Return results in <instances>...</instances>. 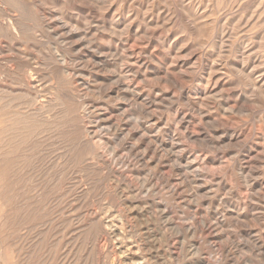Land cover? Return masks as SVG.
Listing matches in <instances>:
<instances>
[{"label":"rangeland","instance_id":"obj_1","mask_svg":"<svg viewBox=\"0 0 264 264\" xmlns=\"http://www.w3.org/2000/svg\"><path fill=\"white\" fill-rule=\"evenodd\" d=\"M0 85V264H264V0H0Z\"/></svg>","mask_w":264,"mask_h":264},{"label":"bare ground","instance_id":"obj_2","mask_svg":"<svg viewBox=\"0 0 264 264\" xmlns=\"http://www.w3.org/2000/svg\"><path fill=\"white\" fill-rule=\"evenodd\" d=\"M10 21V20H9ZM69 22V21H68ZM24 51V50H23ZM58 58V57H57ZM30 70V69H29ZM33 73V72H32ZM33 75V74H32ZM31 75V76H32ZM27 76V75H26ZM31 78V77H30ZM34 78V77H33ZM32 78V79H33ZM25 79H27V78H25ZM29 79V78H28ZM27 79V80H28ZM36 80V79H35ZM37 81V80H36ZM28 82V81H27ZM30 82H31V80H30ZM250 82V81H249ZM261 84V83H260ZM34 85V84H33ZM0 88H1V85H0ZM35 90V89H34ZM11 93H12V91H11ZM25 93V92H24ZM20 95V94H19ZM24 95V94H23ZM58 95V94H57ZM16 96V95H15ZM28 96V95H27ZM32 96V95H31ZM33 97V96H32ZM24 98V97H23ZM29 98V97H28ZM43 98V97H42ZM33 99V98H32ZM35 100V99H34ZM77 106V105H76ZM75 106V107H76ZM79 106V105H78ZM77 106V107H78ZM43 107V106H42ZM54 107H55V105H54ZM74 107V106H73ZM1 108V107H0ZM45 108V107H44ZM53 108V107H52ZM46 109V108H45ZM75 109V108H74ZM34 110V109H33ZM40 110H42V109H40ZM70 110V109H69ZM73 110V108L70 110V111H72ZM78 110V109H77ZM3 111H4V109H3ZM5 112V111H4ZM3 112V113H4ZM69 112V111H68ZM74 112V111H73ZM3 113H1V115H3ZM46 113V112H45ZM69 113H71V112H69ZM5 114H7V112H5ZM24 114V113H23ZM43 116H44V112L43 113H41ZM40 114V115H41ZM18 115V114H17ZM16 115V116H17ZM21 115V114H20ZM20 115H19V117H20ZM33 115V114H32ZM35 115H36V113H35ZM37 115H38V113H37ZM4 116V115H3ZM30 116V115H29ZM12 117V116H11ZM27 117V116H26ZM38 117H40V116H38ZM55 117H56V115H55ZM2 118H5V117H2ZM1 118V119H2ZM10 118V117H9ZM14 118V117H13ZM25 118V117H24ZM77 118V117H76ZM10 119H12V118H10ZM20 119V118H19ZM25 119H27V118H25ZM46 119V118H45ZM3 120H5V119H3ZM7 120H8V117H7V119H6V122H7ZM56 120V119H55ZM9 121V120H8ZM33 121V120H32ZM11 122V121H10ZM13 122V121H12ZM11 122V123H12ZM26 122V121H25ZM6 125H7V123H6ZM11 125V124H10ZM110 125V124H109ZM23 126V125H22ZM21 126V127H22ZM2 127V126H1ZM4 127V126H3ZM2 127V128H3ZM51 127V126H50ZM12 128H14V126L12 127ZM18 128V127H17ZM41 128H42V126H41ZM31 129V128H30ZM111 129V128H110ZM22 130H23V128H22ZM18 131H19V129H18ZM17 131V132H18ZM21 131V130H20ZM77 131V130H76ZM1 132V131H0ZM16 132V133H17ZM26 132V131H25ZM48 132V131H47ZM27 133V132H26ZM49 133V132H48ZM1 134V133H0ZM3 134V133H2ZM35 134V133H34ZM83 135H85V133L83 134ZM89 135V134H88ZM1 136V135H0ZM87 136V135H86ZM88 137V136H87ZM36 139V138H35ZM64 139V138H63ZM44 140V139H43ZM20 144V143H19ZM21 145V144H20ZM23 145V144H22ZM1 154V153H0ZM3 154V153H2ZM64 155V154H63ZM15 160V159H14ZM1 161V160H0ZM4 161H5V159H4ZM7 162V161H6ZM5 164V163H4ZM18 173V172H17ZM1 178V177H0ZM4 180V179H3ZM0 181H1V179H0ZM2 185V184H1ZM9 192V191H8ZM2 201V200H1ZM118 212V211H117ZM111 213V212H110ZM108 214V213H107ZM111 216V215H110ZM97 217H99L97 220H99L100 219V217L101 216H97ZM115 220V219H114ZM108 222H106L105 221V226H103L102 228H101V230H99L100 232H99V234H100V236H101V238H104V239H106V237L107 236H112V237H114L115 239H116V242H115V246L117 247V249H120L119 251H120V253H121V257L124 255V253H123V251L121 252V250H122V237H123V234H122V232H118V229L116 228V226L114 225V222L113 221H109V220H107ZM96 223H98V222H96ZM119 226H120V224H119ZM98 228V227H97ZM121 230V229H120ZM127 230V229H126ZM86 232V231H85ZM82 234V233H81ZM99 234H97V235H99ZM107 240V239H106ZM113 241H115V240H113ZM132 243H134V242H132ZM143 243V242H142ZM108 244V243H107ZM112 245V244H111ZM126 245V244H125ZM129 245V244H128ZM127 245V246H128ZM106 246V245H105ZM104 246V247H105ZM109 246V245H108ZM115 247V248H116ZM130 247H132V246H130ZM144 247H145V245H144ZM109 248V247H108ZM111 248H114V247H111ZM113 250V249H112ZM128 250H129V248H128ZM103 251V250H102ZM133 251V250H132ZM142 251H143V249H142ZM115 252H118L117 250L115 251ZM114 252V253H115ZM125 252V251H124ZM138 252V251H137ZM116 254V253H115ZM116 256V255H115ZM120 256V255H119ZM138 256V255H137ZM140 257V256H139ZM133 258V257H132ZM116 259V258H115ZM118 260V259H117ZM139 260V259H138ZM122 261V260H121ZM124 261H125V259H124ZM135 261V260H134ZM136 262V261H135ZM141 262V261H140ZM118 263V262H117ZM116 263V264H117ZM127 264H128V262H126ZM132 263H133V261H132ZM139 263V262H138ZM113 264H114V262H113ZM137 264V263H136Z\"/></svg>","mask_w":264,"mask_h":264}]
</instances>
